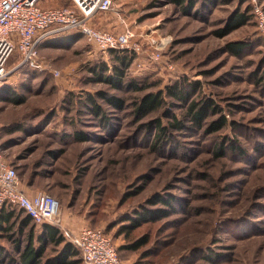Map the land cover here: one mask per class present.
I'll return each instance as SVG.
<instances>
[{"label": "rangeland", "instance_id": "1", "mask_svg": "<svg viewBox=\"0 0 264 264\" xmlns=\"http://www.w3.org/2000/svg\"><path fill=\"white\" fill-rule=\"evenodd\" d=\"M209 5L198 3L184 10L171 0H114L110 12L98 15L101 24L93 23L103 30L122 31L128 26L138 35L169 38L162 64L131 69L129 76L158 79L161 88L178 78L200 81L203 96L212 97L229 121L215 134L194 127L186 108L171 100L139 120L133 112L136 93L115 92L91 72L98 63L111 65L110 54L84 38H70L71 33L41 43L45 44L38 56L45 71L28 73L20 68L9 71L0 83V88L11 84L14 93L25 98L20 105L0 99L3 156L17 168L24 192L47 193L59 201L62 221L56 226L70 242L84 227L97 226L107 231L115 247L122 245L123 219L156 194L174 197L175 204L158 205L168 218L133 232L132 239L145 236L150 243L137 253L120 254L124 264L146 263L144 251L152 253L147 261L153 264H207L197 256L200 249L219 254L218 262L211 264H264V32L260 27L264 0H219ZM249 5L255 21L225 38L216 36L231 14ZM43 6L71 8L72 3L44 0ZM235 41L248 43L238 57L222 50ZM140 58L147 60L145 55ZM167 63L173 70L164 67ZM102 90L127 99L123 111L96 101L107 121L91 113L87 101L89 94ZM170 113L183 121L184 128L169 127L174 148L167 142L155 150V132L146 124L161 118L167 126L172 120L165 117ZM20 127L25 133L15 132ZM79 132L88 140L78 142ZM228 138L237 141L242 153L227 152L218 158L215 150ZM36 229L35 233L40 231ZM0 246L4 250L0 264L20 263L15 242L0 235ZM59 249L49 245L42 263H52Z\"/></svg>", "mask_w": 264, "mask_h": 264}, {"label": "trees", "instance_id": "2", "mask_svg": "<svg viewBox=\"0 0 264 264\" xmlns=\"http://www.w3.org/2000/svg\"><path fill=\"white\" fill-rule=\"evenodd\" d=\"M218 1L219 0H171L172 4L184 10L194 9L198 3H200L201 7L205 8L208 4H211L209 6H214ZM253 19V8L249 5L244 10H239L231 14L222 27L215 31V34L219 38H225L234 31L247 25V23ZM70 35H73L70 37L72 39L78 37L84 38L78 33H71ZM59 42L60 43L58 44L62 43L61 41ZM43 44L39 45V48ZM246 44L248 43L243 41L228 42L222 50H224V53L238 57L248 47ZM106 53L110 54L112 64L108 65L105 62L98 63L95 65L96 67L91 69V72L95 75V80L97 82L108 85V87L115 92L136 93V96L133 97V101H135L133 112L139 120H142V118L151 113L163 109L166 101L171 100L176 101L181 104L182 107H185L186 116H188L192 125L208 135L220 132L229 126V121L227 120L226 115L218 105H216L214 102L215 100L212 97L203 96V86L200 81H191L186 77L178 78L173 80L170 85H166L165 88H161L160 86L162 82L158 79L151 80V77L149 76H144L142 78L129 76L132 65L137 58L135 53L121 52L117 50H111ZM21 59L20 51L18 50V47H16L7 64L9 70L15 68L21 62ZM166 65L169 64L167 63ZM165 68L168 69L167 67ZM23 70L28 73L37 72L29 68H24ZM19 71L20 68L15 70V72ZM152 89H155L156 91H151ZM0 99L15 105H20L25 101V98L16 95L11 88V84L8 85L7 83L0 88ZM100 100L105 101L119 111L126 110L125 106L127 99L124 97L115 96L103 90L97 91L95 94H89L87 96V101L90 102V105L88 106L89 111L97 117H101L102 115L101 109L96 102ZM212 116L218 117L210 123H207ZM165 118L172 120L167 126L164 125L161 118H157V120L150 121L146 124L149 130H154L155 132L152 142L155 150L160 147L163 148V145L167 142H169L168 146H170L171 149L174 148L175 144L172 145L173 143H171L173 139L168 135L169 127L176 131H181L184 128L183 121L178 119L176 115L170 113L169 115L167 114ZM101 119H103V121L108 120L105 119V117H101ZM15 132L25 133V129L20 127L19 131L15 130ZM7 134H12L11 130H8ZM75 138L78 142H84L87 141L89 137L79 132L75 135ZM5 146L6 144L2 143L0 140V152L2 155L6 149ZM227 152L242 153L237 141L234 142L233 139L230 140L229 138L228 140H221L215 150V155L219 158L225 156ZM13 167L18 173L17 168L15 166ZM174 204V197L170 196L168 199L158 198V195L154 194L148 198L144 204L134 209L130 215H127L122 221L123 223L120 227L121 232L119 235H124L125 241L122 245L116 247L119 257L120 254L124 257V254L128 252L137 253L139 250L147 246L150 243V239L145 236L132 239L131 236L133 232L145 224L156 223L168 218L169 215L167 211L156 208L158 205H162L164 208H169L173 207ZM90 217L91 215L89 218ZM92 223L96 224V221L93 222L92 220ZM37 227L40 228V231L35 233ZM91 228L96 229L97 226H91ZM102 230L105 235L110 237L107 231L104 229ZM25 234H27L26 241L22 238ZM0 235L6 236L11 242L16 243L20 262L18 264H43L42 261L46 256V249L49 245L60 248L52 263L50 262L49 264H82L84 261L82 251L74 245L73 242L67 240L65 235L56 225L48 223L38 224L23 210H11V208L6 206L0 208ZM15 237L18 239L15 240ZM24 242L25 245L22 246ZM193 250L194 249L190 250V252L192 253ZM3 252L4 250L0 246V257H3ZM218 255L219 254H215L210 250L203 251L200 249L197 256L202 262L211 264L218 262ZM151 256L152 253L149 251L142 252V259H146V263L144 264H153L150 263V261H147Z\"/></svg>", "mask_w": 264, "mask_h": 264}, {"label": "built area", "instance_id": "3", "mask_svg": "<svg viewBox=\"0 0 264 264\" xmlns=\"http://www.w3.org/2000/svg\"><path fill=\"white\" fill-rule=\"evenodd\" d=\"M44 0H0V83L9 71L29 68L45 71L39 62V45L52 36L78 33L99 51L131 52L137 55L132 69L141 71L151 63L162 64L163 52L170 45L169 38L156 39L148 34L139 35L132 27L122 31L96 28L93 24L99 14L110 12L114 0H71V8L44 7ZM255 14L263 20V13L255 7ZM260 27L264 32V21ZM21 62L9 70L7 64L15 48ZM145 55L147 60L140 56ZM173 70L171 65H166ZM56 76L59 71L54 70ZM9 207L25 211L38 224H61L60 203L47 193L29 196L21 188L16 169L0 152V208ZM83 254L86 264H124L110 237L102 229L84 227L72 241Z\"/></svg>", "mask_w": 264, "mask_h": 264}, {"label": "crops", "instance_id": "4", "mask_svg": "<svg viewBox=\"0 0 264 264\" xmlns=\"http://www.w3.org/2000/svg\"><path fill=\"white\" fill-rule=\"evenodd\" d=\"M98 18H99V16L97 15L96 18H95V20H94V22H95V24L100 25L101 23L98 22ZM93 24H94V23H93ZM28 195H29V194H28ZM33 195H34V194H33ZM33 195H29V196H33Z\"/></svg>", "mask_w": 264, "mask_h": 264}]
</instances>
